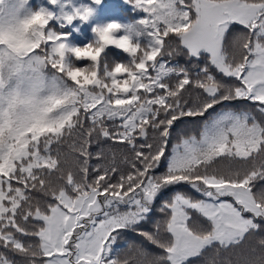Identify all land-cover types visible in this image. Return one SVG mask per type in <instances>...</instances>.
<instances>
[{
	"label": "snow or ice",
	"instance_id": "obj_1",
	"mask_svg": "<svg viewBox=\"0 0 264 264\" xmlns=\"http://www.w3.org/2000/svg\"><path fill=\"white\" fill-rule=\"evenodd\" d=\"M103 3L0 0V264H264V0Z\"/></svg>",
	"mask_w": 264,
	"mask_h": 264
},
{
	"label": "trees",
	"instance_id": "obj_2",
	"mask_svg": "<svg viewBox=\"0 0 264 264\" xmlns=\"http://www.w3.org/2000/svg\"><path fill=\"white\" fill-rule=\"evenodd\" d=\"M78 2H82V0H78ZM30 3L36 7L39 5V3H47V0H30ZM98 16L101 20H109V19H117V20H130L133 18L132 13L129 11L128 6L124 4V0H104V3L100 6L99 8V13ZM81 27V31L83 33H85V35H87L88 37L91 36V32H90V25H80ZM75 41H79L84 39L83 36H81L80 34H75L73 35L72 38ZM180 62L183 63V59H180ZM237 104L239 105L240 108H246L248 107V105L244 102H237ZM194 128V125H192L191 123H185V124H180L178 129H177V133L179 132H187L190 131ZM181 191H187L188 189L186 188H182L179 189ZM172 194V191L169 190L167 191L164 196L162 197V199H167L169 195ZM161 201L158 200L156 203V208L152 213V217L151 220H149L144 227L147 230H151L153 228V224L156 221L161 220L162 214L159 211V207H160ZM134 238V234L129 233L126 237L125 240H131ZM124 241H121V246H123ZM0 251H3V249H0Z\"/></svg>",
	"mask_w": 264,
	"mask_h": 264
}]
</instances>
